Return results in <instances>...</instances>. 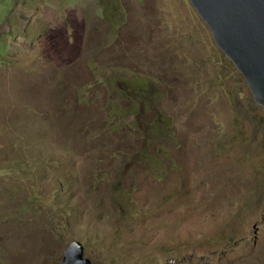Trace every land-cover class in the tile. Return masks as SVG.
Returning a JSON list of instances; mask_svg holds the SVG:
<instances>
[{
  "label": "rangeland",
  "instance_id": "374dc122",
  "mask_svg": "<svg viewBox=\"0 0 264 264\" xmlns=\"http://www.w3.org/2000/svg\"><path fill=\"white\" fill-rule=\"evenodd\" d=\"M241 74L191 0H0V264H264Z\"/></svg>",
  "mask_w": 264,
  "mask_h": 264
},
{
  "label": "water",
  "instance_id": "95a60500",
  "mask_svg": "<svg viewBox=\"0 0 264 264\" xmlns=\"http://www.w3.org/2000/svg\"><path fill=\"white\" fill-rule=\"evenodd\" d=\"M218 46L245 76L255 101L264 106V0H191ZM63 264H93L76 239Z\"/></svg>",
  "mask_w": 264,
  "mask_h": 264
},
{
  "label": "trees",
  "instance_id": "16d2710c",
  "mask_svg": "<svg viewBox=\"0 0 264 264\" xmlns=\"http://www.w3.org/2000/svg\"><path fill=\"white\" fill-rule=\"evenodd\" d=\"M242 75V74H241ZM242 77L245 79V77L242 75ZM246 80V79H245Z\"/></svg>",
  "mask_w": 264,
  "mask_h": 264
}]
</instances>
